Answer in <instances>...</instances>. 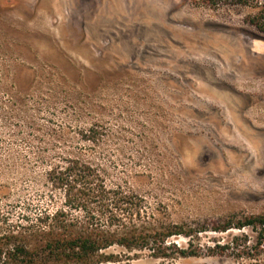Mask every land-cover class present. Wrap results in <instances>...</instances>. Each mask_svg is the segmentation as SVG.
Here are the masks:
<instances>
[{"label": "rangeland", "instance_id": "rangeland-1", "mask_svg": "<svg viewBox=\"0 0 264 264\" xmlns=\"http://www.w3.org/2000/svg\"><path fill=\"white\" fill-rule=\"evenodd\" d=\"M255 8L195 0H0V211L16 220L65 157L145 198L151 220L207 230L171 256L114 244L117 264H233L207 246L264 212V33ZM96 125L102 139L83 132ZM45 190V189H44ZM247 232L251 231L247 229ZM203 244V245H202Z\"/></svg>", "mask_w": 264, "mask_h": 264}, {"label": "trees", "instance_id": "trees-1", "mask_svg": "<svg viewBox=\"0 0 264 264\" xmlns=\"http://www.w3.org/2000/svg\"><path fill=\"white\" fill-rule=\"evenodd\" d=\"M210 7L240 4L256 9L250 20L264 33V0H195ZM98 143L102 131L93 125L83 132ZM53 164L38 193L46 204L30 200L18 219L0 211V264H117L121 257L107 249L122 245L128 250L150 249L167 258L165 243L173 235L189 237L179 256L197 255L195 238L207 228L164 227L151 220L145 198L121 183L109 184L102 167L69 155ZM45 189V190H44ZM224 240L207 246L212 255H230L233 264H264V212L233 217L211 228L226 232ZM247 229L251 231L247 232ZM203 245V244H202ZM129 264V262H127Z\"/></svg>", "mask_w": 264, "mask_h": 264}]
</instances>
